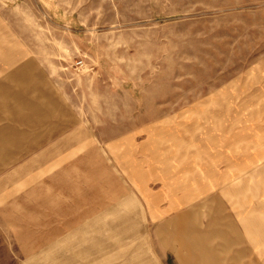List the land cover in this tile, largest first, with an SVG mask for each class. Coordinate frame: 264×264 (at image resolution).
Returning <instances> with one entry per match:
<instances>
[{
	"label": "rangeland",
	"instance_id": "obj_1",
	"mask_svg": "<svg viewBox=\"0 0 264 264\" xmlns=\"http://www.w3.org/2000/svg\"><path fill=\"white\" fill-rule=\"evenodd\" d=\"M61 133L85 146L81 185L111 178L135 203L56 239L57 214L15 189L32 178L27 155ZM217 150L226 173L208 190L186 166ZM191 183L179 206L141 193ZM201 201L180 232L165 227ZM48 252L61 264H264V0H0V264H58Z\"/></svg>",
	"mask_w": 264,
	"mask_h": 264
},
{
	"label": "crops",
	"instance_id": "obj_2",
	"mask_svg": "<svg viewBox=\"0 0 264 264\" xmlns=\"http://www.w3.org/2000/svg\"><path fill=\"white\" fill-rule=\"evenodd\" d=\"M127 136L128 137H126L127 139L125 140H130V135ZM42 141H45L49 144L42 146V148H39L30 155H27L29 157H27L28 160L26 162L29 160L34 161V167L29 172L32 178H30L28 183L25 185L16 188L15 195H18L16 190L25 188L26 200L30 198V195L32 197L39 198V201H37L35 204V208L41 205V208H45L50 212L53 211L57 214L58 218H52L55 219V222H58V225H56L51 231L55 233L53 234L55 236H52L53 238L57 239L74 234L82 222L93 221L96 219L98 213L100 212V207L122 205L126 207L127 211H130V207L133 205V203H135L133 196L127 192L128 190L124 191L126 189L121 186L119 188L114 187V189L109 188L108 183L111 178H101V175H98L92 179V181L96 180L93 187L81 185L82 183L79 181V177L76 175L75 171L78 169V165H80L82 161H85L82 159V153H77L84 150L83 148L85 146L83 145L82 140L76 139L74 134L67 135L61 133L54 134L53 136L49 137H43ZM94 157L91 159L89 158L91 163L94 161V159H97V157ZM41 159L45 161L43 165L39 164ZM232 162H234V167L231 169L232 172L235 167H241V161L237 164L235 161ZM225 164L226 155L223 151L217 150L216 152L207 151L205 157L202 158L200 163H192L191 161L186 167L191 171H194L195 165L197 168L198 166L201 167L202 169H200V173L206 175L205 178L202 179V182H204V187L209 190L210 187L214 188L215 182L220 178V175L223 177V175L226 173ZM39 172H41V174ZM42 172L46 174L42 176ZM210 174H213L214 176L211 177ZM193 189L195 188L193 183H191L189 184L186 191L181 192L180 196L177 195L176 192H170L169 194L162 192L157 194V196H152L149 192L145 191V189H141V193L144 194L148 204L151 206H154V204H157L163 198L168 199L171 204L179 206L182 203V198L189 199L192 196L191 191ZM102 192L105 195L98 198ZM199 195L200 193L198 192V196ZM159 196L161 197L159 198ZM152 197L154 198L151 199ZM206 203L207 202L205 201H201L199 204H197L196 208H187L176 217L167 221L165 227L172 225L175 226V230L179 229L178 232H180L182 230L180 228L181 223L189 221L193 216H198V214L201 213V209H206ZM68 205H72L74 209L70 208ZM86 205L90 206L86 209V211H83ZM75 206H77L76 209ZM224 228L226 227L224 226ZM229 229L232 231L233 228L229 227ZM163 230L164 229L156 230V232L159 233V239L162 237L163 232L165 233ZM179 243L180 241L178 244ZM66 246L67 245H62L60 250L64 248L66 252L65 254H68L70 251ZM163 246L167 247V245ZM225 246L227 247L226 244H223L222 246L224 253H226ZM50 247H52V243L48 244L45 249L49 250ZM180 250L182 249L179 248V251L177 252L178 256L181 255ZM218 253L221 252L218 250ZM70 254L73 253L70 252ZM43 255L44 256L42 257V260L44 261H50L54 263L56 262L55 260H57L58 264L64 263L61 261V259L54 257L53 252H48Z\"/></svg>",
	"mask_w": 264,
	"mask_h": 264
}]
</instances>
